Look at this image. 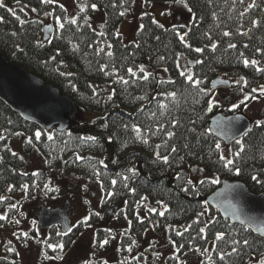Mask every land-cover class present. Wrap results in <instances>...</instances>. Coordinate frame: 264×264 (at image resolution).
<instances>
[{"label": "trees", "instance_id": "trees-1", "mask_svg": "<svg viewBox=\"0 0 264 264\" xmlns=\"http://www.w3.org/2000/svg\"><path fill=\"white\" fill-rule=\"evenodd\" d=\"M144 1L147 6L151 2L179 4L175 0ZM186 2L192 8L188 28H165L146 13L140 16L137 42L127 44L118 29L133 11L134 0H75L72 14L54 2L3 0L7 7L0 8V53L57 87L76 103L82 115L67 131H43L0 101V212L6 211L5 226L17 210L18 194L30 198L36 189L50 193V183L70 175L100 182L102 209L107 213L100 223L118 224L117 228L96 227L99 249L104 240L118 244L117 262L97 260L96 264H149L153 250L131 255L151 231L166 236L174 248L165 261L154 253L153 264H187L183 258L187 253L197 254L201 264H260L264 260L263 238L246 227L232 225L206 203L225 179L239 180L251 192L264 193V120L253 123L240 143L231 145L226 157L240 169L236 175L223 167L219 157L224 144L210 131L219 104L208 110L217 91L211 83L218 77L233 80L232 87L241 86L247 97L241 105L264 97L259 92L264 71L257 70L264 69V0ZM253 2L256 7H250ZM97 7L105 12V22L98 30L92 25ZM46 19L55 27L48 41L43 33ZM196 48L203 51L196 52ZM183 58L188 61L184 67L180 64ZM245 59L257 64L246 67ZM141 67L150 74L148 80L142 78ZM129 68L136 76L127 71ZM159 68L167 69L168 80L161 77ZM181 72L199 80V88L190 85ZM254 88L256 92H252ZM21 136L26 137L20 146L22 153L12 148ZM217 143L220 149L215 147ZM35 153L44 157L47 169L28 171ZM157 153L167 156L168 163L158 159ZM196 166L210 175L202 179L206 181L203 185L192 180L191 168ZM253 175L260 182L252 180ZM216 177L220 183H210ZM188 181L198 191L194 192ZM185 187L188 192L183 191ZM201 212L205 214L200 216ZM94 218L92 215L91 223ZM81 227L51 235L56 249L62 244L65 251ZM221 232L224 239L216 240ZM234 240L240 243L233 244ZM1 242L0 236V249L6 254L0 264H19L17 244L7 241L1 246ZM37 244L43 246L42 252L51 250L42 238H37ZM234 248L237 251L233 252ZM221 254L224 260L219 259Z\"/></svg>", "mask_w": 264, "mask_h": 264}, {"label": "rangeland", "instance_id": "rangeland-1", "mask_svg": "<svg viewBox=\"0 0 264 264\" xmlns=\"http://www.w3.org/2000/svg\"><path fill=\"white\" fill-rule=\"evenodd\" d=\"M54 3H58L64 7L68 11V14H72L75 8V0H54ZM146 13L152 14L154 20L165 28L172 26L188 28L192 20L190 12L181 3L171 5L170 2H151L147 6L144 0H134L133 11L127 15L118 29V33L125 39L127 44L137 42V32L141 28L140 16ZM104 22V9L97 7L92 17L94 29L98 30L99 25ZM50 24L54 25V22L51 19H46L44 25ZM186 63L188 61L185 58L180 62L183 67ZM165 69L159 68L157 71L163 79L168 80L170 76L167 69L166 71ZM231 82L234 81L231 80ZM213 101L219 104L214 117L240 113L251 124L264 120V97L253 99L241 105L242 101H246V97L240 85L218 89ZM234 108L235 110H233ZM77 118H82V115L78 113ZM24 140H26V137L21 136L19 142L12 143L13 150L22 153L20 146ZM230 149V145H224L222 149L223 154L229 156ZM47 168L46 160L38 153H35L29 159L28 171L36 172L37 170ZM208 176L210 175L203 172L200 167L191 168V177L195 185ZM50 189L52 190L50 193L36 189L30 198L26 195L21 196V194H18L20 197L17 198L19 202L17 210L13 212L9 224L6 226V211L0 212V216L6 217V219L0 220L1 246L5 245L7 241L15 242L18 248L19 264H96L97 260H105L109 263L117 262L118 244L114 240H111L109 244H103L102 241L101 249L96 246L97 226L117 228L118 225L115 223L110 225L105 222L100 223L105 219L102 215L107 214L105 209H102L104 192L100 182L98 180L88 181L68 175L67 177L61 176L56 182L50 183ZM43 208L49 210L60 209L71 222L70 228L67 229L68 232L79 224L82 226L80 232L77 233L78 235L67 246L65 251H62V249L57 250V246L54 244L55 240L50 237L51 235L63 234L62 226L46 230L40 228L38 215ZM92 215L95 216L94 223H91ZM100 216L102 217L101 220ZM86 218H88L87 224L84 223ZM15 223L18 224L16 225ZM38 237L42 238L45 243L49 242L52 245L50 247L51 250L46 249L43 253V246L37 244ZM21 238L26 242L25 244L20 242ZM137 249L131 257H136L138 253L143 252L145 249H150L151 251L153 250L150 255L152 259L155 253L160 255L159 257L162 258V261H165L169 254L174 252V248L166 236L155 235L152 231L145 235L141 245ZM92 255H94V259H91ZM4 256H6L5 252L0 249V258ZM151 258L149 264H153ZM183 258L186 259L187 264H201V258L195 253H187Z\"/></svg>", "mask_w": 264, "mask_h": 264}, {"label": "water", "instance_id": "water-1", "mask_svg": "<svg viewBox=\"0 0 264 264\" xmlns=\"http://www.w3.org/2000/svg\"><path fill=\"white\" fill-rule=\"evenodd\" d=\"M54 30L53 24L44 26V41L50 39ZM193 64V61L189 62L191 67ZM231 86V80L226 77H218L211 83L213 90ZM0 101L25 122L43 131L54 128L67 131L79 113L76 103L57 87L9 62L1 53ZM251 127V122L240 113L218 115L210 122L211 133L225 145H232L242 139ZM206 203L232 225L246 227L264 239V231L260 230L264 229V193L251 192L239 180L225 179L206 199ZM38 223L43 230L62 225L63 231H66L71 222L60 209L43 208L38 215Z\"/></svg>", "mask_w": 264, "mask_h": 264}, {"label": "snow or ice", "instance_id": "snow-or-ice-1", "mask_svg": "<svg viewBox=\"0 0 264 264\" xmlns=\"http://www.w3.org/2000/svg\"><path fill=\"white\" fill-rule=\"evenodd\" d=\"M42 2H43V3H52V2H54V0H42ZM175 2H176V3H181V4H183V6H184L185 8H187L189 12H192V8L188 6L186 0H175ZM5 7H7V6L3 3V0H0V8H5ZM91 7L95 8V5L93 4V5H91ZM250 7H256V4L253 2V4L250 5ZM33 10H34V9H33ZM82 10H83V9H82ZM8 11H11V9H8ZM12 14L15 15V13H12ZM121 15H123V13H121ZM17 19H19V17H17ZM71 23L75 24V23H76V20L73 19V20L71 21ZM253 23L256 24V23H258V22H257V21H254ZM63 27H64V25H63V23H61V24H60V28L62 29ZM224 35H225V36H228V35H230V33L225 32ZM180 40H181L182 42H185V37H184L183 35H181V36H180ZM188 47H191V45H188ZM229 47H231V48H235L236 45H235V44H230ZM195 51H196V52H202L203 49H201V48H196ZM109 55H111V53H110ZM243 63H244V65L247 67L250 63H251L252 65H256V64H257V61H255V60L249 61V60L245 59V60L243 61ZM257 70H258V71H264V69H261V68H257ZM127 71H128L132 76H136V72H134L131 68H129ZM139 71H140L141 73H144V75H143L142 78H143L144 80H148L150 74H149V73H146V72L144 71L143 67H141V68L139 69ZM165 71H166V69H165ZM180 75L183 76V77L185 78V80H186L190 85H194V86H196L197 88H199V85H200L201 82H200L199 80L194 79V77H193L191 74L186 73V72H181ZM241 80H243V78H241ZM122 82L125 83V84L128 83V81H122ZM161 83H163V81H162ZM172 83H174V82H172ZM245 83H246V82H245ZM199 90H200L201 92H204V91H205V90L202 89V88L199 89ZM256 91H257V89H255V88L252 89V92H256ZM259 92H260L261 95H264V86H261V88L259 89ZM206 94H207V93H206ZM170 95L174 97V96H175V93H171ZM246 98H247V97H246ZM252 98H255V97H252ZM214 103H215L214 101L209 100V102H208V110H211V108L214 106ZM236 107H238V106H236ZM233 110H235V108H234ZM237 119H238V118H237ZM193 123H194V121H193ZM135 130H136L137 132H140V129H139V128H137V129H135ZM40 135H41V134H40L39 132H37V133L35 134L36 139H39V138H40ZM168 135H169V137H171L172 133H169ZM88 139H94V137H89ZM146 142H147V141H145V143H146ZM29 143H31V140H29ZM237 143H240V141H237ZM215 147H216L217 149H220L221 146H220L219 143H217V144L215 145ZM172 151L175 152V151H176L175 148H173ZM240 151L242 152V151H243V148H241ZM14 155H15V154H14ZM235 155H236V156H239V155H240V152L235 153ZM157 158H158V159H163V162H164V163H168V157H167V156L160 157L159 154L157 153ZM219 159H220V161L223 163V167H224L225 169H227V170H229V171H234L236 175H240V169L234 167L235 161H234L233 159H228V158H227L226 156H224L223 154L220 155ZM251 178H252V180H255V181H257V182H260V181H259V178H258L257 176H255V175H253ZM125 179H126V178H125ZM112 183L115 184L116 182L113 181ZM205 183H206L205 180H201V181H200V184H202V185L205 184ZM210 183H212V184H219V183H220V180H219L218 177H216V178H213V179L210 181ZM188 184L191 185V187H192V189H193L194 192H195V191H198V189H196V186L193 185L191 181H188ZM25 187H26V186H25ZM183 191L188 192V191H189V188L185 187V188L183 189ZM220 195H222V194H220ZM204 214H205L204 212L199 213L200 216H203ZM160 215H163V213H160ZM3 219H6V217H4V216H0V220H3ZM84 223H85V224L88 223V218L85 219ZM242 223H244V222L242 221ZM248 223L251 224V220H249ZM260 230H261V231H264V229H260ZM199 231H200V232H204L205 229H204V228H200ZM177 235H182V233H179V232H178ZM215 238H216V240H223V239H224V234H223L222 232H221V233H217ZM107 243H108L107 240H104V241H103V244H107ZM239 243H240V241H236V240L233 241V244H239ZM243 243H244L245 246L248 245V241H247L246 239L243 241ZM49 247H52V245H49ZM63 247H64V246H63L62 244L59 245V248L62 249ZM54 250H55V249H54ZM235 251H237V249L234 248V249H233V252H235ZM230 254H231V253H229V255H230ZM209 259H211V258H209ZM219 259H220V260H224V259H225V256H224L223 254H221V255L219 256ZM260 264H264V260H261V261H260Z\"/></svg>", "mask_w": 264, "mask_h": 264}, {"label": "flooded vegetation", "instance_id": "flooded-vegetation-1", "mask_svg": "<svg viewBox=\"0 0 264 264\" xmlns=\"http://www.w3.org/2000/svg\"><path fill=\"white\" fill-rule=\"evenodd\" d=\"M64 217H66L64 214H63ZM70 228V227H69Z\"/></svg>", "mask_w": 264, "mask_h": 264}]
</instances>
